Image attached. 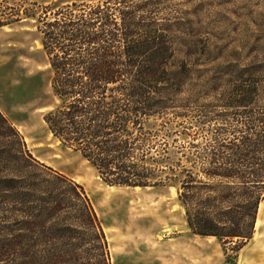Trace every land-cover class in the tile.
Here are the masks:
<instances>
[{"label":"trees","instance_id":"trees-1","mask_svg":"<svg viewBox=\"0 0 264 264\" xmlns=\"http://www.w3.org/2000/svg\"><path fill=\"white\" fill-rule=\"evenodd\" d=\"M163 3L25 8L59 100L44 120L109 185L177 186L191 231L237 255L264 200V60H190L207 56L206 27ZM0 264H111L83 186L36 159L1 111Z\"/></svg>","mask_w":264,"mask_h":264},{"label":"rangeland","instance_id":"rangeland-1","mask_svg":"<svg viewBox=\"0 0 264 264\" xmlns=\"http://www.w3.org/2000/svg\"><path fill=\"white\" fill-rule=\"evenodd\" d=\"M71 1L0 0V111L17 128L31 154L40 162L74 177L86 186L85 192L92 197L102 186H122L112 190L132 196L129 207L136 211V216L149 212L160 223L167 216L163 214L166 198L168 206L175 210H178L177 203L181 204L177 186L165 183L139 186L141 189L136 190L133 186L109 185L79 152L63 146L44 120L59 100L52 91V71L36 19L27 17L24 10L38 9L40 14L37 4L48 6L52 2ZM162 6L166 14L200 20L206 27L197 28L210 40L207 56L200 54L190 60H264V16L259 17L264 15V0H164ZM163 196L164 202L160 201ZM254 233L264 249V200L259 204ZM213 237L221 244L225 258L229 255L236 258L238 254L230 249L226 252L222 242Z\"/></svg>","mask_w":264,"mask_h":264},{"label":"crops","instance_id":"crops-1","mask_svg":"<svg viewBox=\"0 0 264 264\" xmlns=\"http://www.w3.org/2000/svg\"><path fill=\"white\" fill-rule=\"evenodd\" d=\"M59 172L81 184L68 173ZM108 187L102 186L93 197L86 192L107 238L111 264H264V249L255 233L230 263L213 236L191 231L181 204L177 203L175 210L172 204L168 206L166 198L163 214L167 216L159 223L149 212L136 216V211L129 207L132 196L112 190L122 186ZM160 201L164 202V196Z\"/></svg>","mask_w":264,"mask_h":264},{"label":"bare ground","instance_id":"bare-ground-1","mask_svg":"<svg viewBox=\"0 0 264 264\" xmlns=\"http://www.w3.org/2000/svg\"><path fill=\"white\" fill-rule=\"evenodd\" d=\"M43 48V47H42ZM110 187V186H109ZM139 187H135V189H138Z\"/></svg>","mask_w":264,"mask_h":264}]
</instances>
